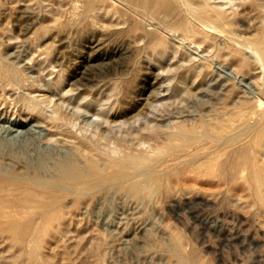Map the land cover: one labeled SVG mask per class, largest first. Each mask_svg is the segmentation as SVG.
I'll use <instances>...</instances> for the list:
<instances>
[{
  "label": "rangeland",
  "instance_id": "obj_1",
  "mask_svg": "<svg viewBox=\"0 0 264 264\" xmlns=\"http://www.w3.org/2000/svg\"><path fill=\"white\" fill-rule=\"evenodd\" d=\"M242 1L209 0V3L223 6L220 9L228 10L229 14L232 11L235 26L230 27L231 31L242 41L253 40L255 34L258 37L260 31L264 32V0L258 1L262 5L255 0ZM67 2L72 0H0V53L22 67L29 83L35 84L22 89H0V102L3 98L10 102L29 92L34 96L45 95L52 103L44 105L51 110H46L47 113L61 105L69 125L89 138H97L100 149L105 147L107 150L102 151L108 153H122V149L124 152L128 148L126 151L134 153L160 148L163 140L152 136V130H167L181 120L193 122L213 107L232 104L242 112L250 106L258 109L256 95L264 87L260 77L244 74L213 48L185 41L183 51L188 54L182 57L178 53L177 57L172 53L159 62L146 49L144 39L129 37L127 31L122 35L116 30L105 33L90 24L65 23L57 14L70 10L71 4ZM46 27L48 31L44 32ZM254 56L255 53L246 52L249 61ZM186 58L195 60L198 69L204 66L208 78L199 84L200 89H188L190 92L182 87L176 93L174 85L182 80L180 66L175 71L176 65L183 64ZM231 71L237 76L233 77ZM57 72L62 76L57 78ZM60 79L61 89L54 88ZM227 88L231 96L226 95ZM213 95L217 98L220 95L221 100L226 98L225 103L220 99L221 102H214ZM86 98L91 100L88 102ZM4 110L1 118L5 122L19 118V107L11 105ZM30 128L31 136L40 131L37 126ZM41 145L54 152L65 149V145L53 142ZM175 166L176 163L168 162L169 169L164 166L163 169ZM246 171L241 162L236 170L227 171L226 176L234 175L230 183L219 179L218 174L206 173L196 181L198 185L182 179L178 185L175 178L160 183L163 187L159 184L152 188L139 180L138 190L113 185L108 190V199L99 201L100 193L92 201L79 205V215L63 216L55 222L40 237L39 251L33 253L30 241L35 234L31 226L30 235L27 227H22L25 243H17L8 222L0 216V264H188L193 254L199 256L200 263L264 264V205L250 194L253 189ZM33 220L32 226L36 227L40 219L36 216Z\"/></svg>",
  "mask_w": 264,
  "mask_h": 264
},
{
  "label": "bare ground",
  "instance_id": "obj_2",
  "mask_svg": "<svg viewBox=\"0 0 264 264\" xmlns=\"http://www.w3.org/2000/svg\"><path fill=\"white\" fill-rule=\"evenodd\" d=\"M258 1L255 0V2ZM260 2L258 3L260 4ZM62 3L64 5L66 2ZM68 4L69 6L71 4L68 12L56 13L58 18L65 19H63L65 23L90 24L104 30L105 33L116 30L122 35V32L127 31L130 33L129 37L132 35L144 39L146 49H149L159 62L172 53H176V55L180 53L182 57L188 54L183 51L185 46L182 44V42L188 41L198 46L213 48L217 55L226 59L231 65L238 66L244 74L252 78L260 77L264 85V32L259 30L260 35L258 34L257 37L255 34L256 38L253 40H240L236 36L237 33H233L230 28L234 19L232 11L229 14L228 10L220 9L223 6L211 4L209 0H72ZM48 28L46 27L44 32L48 31ZM102 33L104 34V32ZM129 40L131 42L132 39ZM127 45L130 47L129 43ZM248 51L255 53L253 61L246 58ZM125 54L127 55V53ZM94 55L98 56V54ZM185 60L183 64L176 65V70L174 69L182 72L180 73L182 80L176 82L173 92H176V89L181 90L182 87L183 91L191 88L197 89L202 86L199 84L208 78L205 76L204 66L198 69L199 66L194 63L195 60L193 62L188 58ZM178 66L180 67L178 68ZM236 66L234 67L236 68ZM25 73L22 67L0 53L1 91L13 87L22 89L28 85L34 87L35 84L29 83ZM59 73L57 72V74ZM232 75L233 77L237 76L236 72H232ZM59 76L62 74L57 75V78ZM62 84V80L56 81L54 88L61 89ZM227 90L228 88L226 93ZM188 91L191 92V90ZM215 95H213L214 102L220 99V95L218 98L214 97ZM240 97L242 96L237 98ZM76 98L79 99V97ZM86 100L89 102L91 99L86 98ZM223 100L221 101L223 102ZM256 100L258 109L254 106L246 107L245 104L246 110L242 112L231 103L226 106L220 104V108H218L219 106L210 108L193 122L181 120L167 130H152V136L163 140V145H160V148L157 147L158 149L152 148L153 150L146 149L134 153L126 151L129 148H124L126 150L123 152L122 149V153H118L121 151L108 153L103 152L107 150L104 146L103 151L100 149V142L98 144L95 141L97 138L95 140L94 136L89 138L79 131H75L71 127L72 125H69L67 113L62 111L61 105H59L60 107L55 106L51 113H47L48 108L44 105L52 104L49 103L47 96H34L29 92L23 93L22 96L10 102L3 98L0 102V216H3L8 222V229L17 243L25 241L22 227H27V230L31 226L32 234H35L30 241L33 253L38 250L37 244L39 245L38 242L41 241L40 237L48 229H51L55 222L61 221L63 216L79 215V205L92 201L100 193L102 194L99 196V201L108 199V190L113 185H119L122 188L131 186L133 190H138L140 189L137 184L139 180L144 181L150 187L159 186L160 183L172 178H175L173 180L177 181L178 185L180 179L185 183H196L206 173L218 174L219 179L230 183L233 181L234 175L226 176V172L231 169L236 170L240 162L246 166L245 174L253 189L250 194H254L257 200L264 205V108H262L264 87L257 93ZM237 101L238 99L235 100L236 104ZM11 105L19 107V118L5 122L4 117L1 118V114L4 113L5 107ZM49 111H51L50 108ZM31 125L37 126L40 130L34 136H31ZM148 128L150 129V127ZM41 142L65 145L63 147L65 149L54 152L44 148ZM130 149L132 148L130 147ZM168 162L176 163L174 169H163V166L164 168L170 166L168 164L166 167ZM212 180L215 179L212 178ZM171 186L173 187V184ZM150 187L149 191L152 188ZM228 187L231 188V186ZM170 190L172 188L168 190L169 194ZM174 192L175 190L172 193ZM36 216L39 217L40 222L35 227L32 226V221ZM28 235H30V230ZM22 250L24 251V249ZM196 255L191 256L192 261L188 264H209L200 263L199 256L196 257ZM20 256L22 257V254Z\"/></svg>",
  "mask_w": 264,
  "mask_h": 264
}]
</instances>
